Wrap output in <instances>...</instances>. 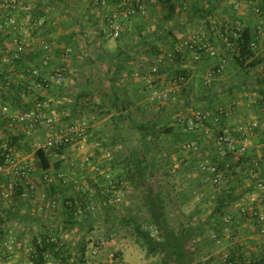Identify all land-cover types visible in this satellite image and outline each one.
<instances>
[{
    "label": "rangeland",
    "instance_id": "rangeland-1",
    "mask_svg": "<svg viewBox=\"0 0 264 264\" xmlns=\"http://www.w3.org/2000/svg\"><path fill=\"white\" fill-rule=\"evenodd\" d=\"M66 4L68 5L66 10H62V6L58 9L52 7L57 10L54 11L56 14L53 19L55 26H52V28L55 31L52 37H44L42 33H40L38 37L35 36V39L46 41L48 45H53L56 38L61 37L62 33L67 34L71 31H78L81 29L78 24L84 21L86 24L84 27V37L78 43L79 47H82L79 48V50H71L69 52V56L65 60L67 64V66H65L66 69L62 72L64 78L61 84L57 86L56 84H50L47 88L38 89L33 91L30 95L25 96L27 102L38 101L36 107L33 108L32 106L34 111L53 114L55 116L54 120L58 126L49 127L43 123L38 127L26 128L24 126L15 125L8 128V132L11 134L24 136V139L20 141L22 151H18L16 148L13 152V156L19 163L27 165L32 170L30 178L36 184V189L34 192H27V196L24 197L21 202L17 201L16 211H14V213H16L15 216L18 220L12 215L10 216L8 213H4L3 219L6 220V223L3 224L2 228L8 231L7 234L11 237L13 243L10 244L12 248L6 255L3 253L4 251L6 252V250L0 248V263L33 264L30 250L34 244V237L44 232H53L60 226V223H62L61 218L54 220L47 218V220H45V215L55 216L57 214L56 212L61 210V206L59 208L50 207L46 197H44L46 195V186L43 182L42 171L39 170V162L35 151L43 146L48 135L56 132L57 129L59 131V129L63 128V125L70 122V111L72 110L71 108L74 103L75 95L79 92H87L89 96L83 97L82 99L84 106L87 108H84L81 103L76 117L72 118V121L80 119L88 121L85 122L86 129L84 139H80L76 146L70 147L62 154L51 152L50 155L54 162H63V170L61 171L65 173L66 185L67 183L72 185L70 183H73V181L75 182V179H81L82 185L87 187L91 183L93 184L98 178L95 172L106 177V181L102 183V186L110 185L111 182H115L120 178L124 179L125 183L122 184L124 188H121L122 201L120 202L121 204L119 203L120 206H117L118 210L111 211L109 215L102 210L95 215L94 230L92 232L88 231L86 225H82L69 231H62L61 234H63L65 239L66 237L69 238H67L66 241L71 243L73 249L77 247L81 239H85L88 242V252L86 255L87 264H129V262H124V256L127 252H130V250L132 253H128L130 256L126 257L128 261L141 264L144 261V257L139 248L135 246L131 229L122 227L116 229L114 227L116 233H112L111 229L107 227L103 221L106 218L112 219L114 215H119L125 210L127 211V208H131V206L136 210L138 209L141 213V217H148L147 210L144 206L147 187L144 188L142 185L140 186L138 184L137 171L132 159L135 155L140 158L143 157V153L145 154L146 152L145 143L146 141H150V137L143 139L140 133L136 131L135 126L138 125L139 121H135V118L140 117L139 115L141 114L145 116L146 120L154 122L161 116L162 107L160 104L152 101L161 95H168L170 86L168 85V87L163 88L164 86L158 83L152 90H147L139 75L133 78L123 76L118 83L112 84L110 82V77L112 76V61L110 59L117 53V40H111L110 38L105 39L100 35L99 25L101 24L97 21L98 15L101 14L100 8H98L95 2H93V4L89 3V0H67ZM152 9L153 8L150 10V14L146 16L141 28H136L139 22L125 24L126 30L132 29L136 34L134 38L129 32L124 33V41L129 42L127 43V52L134 55V53L138 51L140 58L138 60L141 62L149 59L145 57V54L139 52L140 47H143L142 44L139 46L135 45L136 41H140L138 36L141 32L140 29H146V31L143 32V36L147 41L150 40L157 43V35L164 32V29H170V27L173 28L175 34L180 33L183 38L188 39L189 28L194 25V21L188 20L187 13L182 12L173 22L165 23L163 26L165 28L158 29L157 26L163 25L160 18L161 15H159L158 10ZM20 17L23 18L24 15ZM14 18H17V15L16 17L14 16ZM77 18L80 19V23L75 22ZM25 19L29 20L27 17H25ZM24 25H27L26 27H30L32 30L34 28V24L24 23ZM45 30L48 31V26ZM30 35L31 33L27 34L26 37ZM25 46L27 50L25 51V55L27 56L29 53V45L27 44ZM62 59L56 57V60L50 65L53 72L61 70L60 66L64 65ZM13 65L14 64L11 62L8 67L12 68ZM2 68L3 66L1 69ZM1 76L2 75H0V82H5ZM236 76H238V79H234L233 83H248V79L243 81V76H239L238 72ZM163 77L164 75H162L161 78ZM11 80L14 81L16 79L12 78ZM127 85H131L132 89L127 90ZM114 91L124 98V100L128 101L131 107L130 109H132L131 113L135 117L134 123H124L122 121L120 123L121 126L115 128L110 118L111 115L104 113L99 114L101 108H98V106L102 103L110 105L111 102L108 100L107 93H112ZM155 91H157L156 95ZM243 92L239 99H242V101L249 99L253 100V95H250V93L245 94V92L243 94ZM4 93L0 96V112L6 108V115L13 116L26 108L27 104L25 102L13 104V102L6 101ZM164 98H167V96H163V99ZM158 101L160 100L158 99ZM164 103H166V105L163 109H166L167 113L170 114L179 105L177 101H175V103H167L166 99H164ZM137 104H140L142 108H137ZM91 110H93V113L91 112L89 114L87 111ZM103 110L105 111V109ZM248 118L249 116H245V120ZM161 123L166 122L161 121ZM4 136V132L0 131V140L4 139ZM176 140L177 137L175 134L162 135L159 139H153L150 144L151 150L148 154L149 158L155 163V170L158 172L159 182L164 194L169 195V199H171V206L168 205V210L173 223L178 224L186 215L189 216V218L191 217L192 220L204 222L206 220L205 218H208L216 205L214 200L220 191H222L207 186L204 183L199 186V179L201 180L202 175L198 170V163L202 160H208L203 158L212 157V151L208 152V156L206 152L203 151L204 149L207 151L209 147L210 150H212L211 142L209 143L205 138H197L196 141H193L194 144H191L190 151L181 152L179 150L181 144ZM108 153L112 155L111 159L106 158V154ZM86 158H89L87 162H85ZM97 168L99 170H96ZM239 173L242 174L241 172ZM129 175H133L132 179L129 178ZM232 178L233 177L230 176V184ZM233 179H237L234 184V188L237 189L238 185L240 186V178L237 177ZM241 182L246 184L248 180L243 178ZM69 185L64 188L65 194L68 195L73 192L72 186ZM193 187L194 189L192 191ZM181 191H185L189 201L187 200L186 204L180 207L178 200ZM35 206H38V209L41 207V209H39L40 211L35 210ZM98 243H103V249L97 255L92 256L91 250ZM210 243L209 247H212L213 244ZM124 250L127 252L124 253ZM75 253L78 254L79 251L75 250ZM7 255L8 257H6ZM111 255H114L113 258H111ZM159 261L160 258L156 257L148 261V263L159 264ZM74 262L80 264L79 256H75L71 259V263Z\"/></svg>",
    "mask_w": 264,
    "mask_h": 264
},
{
    "label": "trees",
    "instance_id": "trees-1",
    "mask_svg": "<svg viewBox=\"0 0 264 264\" xmlns=\"http://www.w3.org/2000/svg\"><path fill=\"white\" fill-rule=\"evenodd\" d=\"M48 1L49 5L53 8H60V6H62L61 9L66 10L68 6L66 4L67 0ZM107 1L109 3L112 2L111 0ZM223 1L224 0H160L158 3L159 6L153 8L152 10H158L159 15H161L160 18L163 25L157 26L158 29L165 28L163 27L165 23L173 22L182 12L187 13L189 21H200L202 23H205V25H207L209 29L212 28L214 24L215 26H220V28H222L221 33L228 39V43L225 42V44H229L233 50L230 55L233 67L237 70L239 76H243L242 80L246 81V79H248L249 77L250 72L254 68L264 63V52L262 54H257L256 49L251 46L252 43L255 42L257 43V46H259L260 42L256 40V33L250 27H241L240 31H237L238 33H234L232 31L226 32L223 30V28L227 23L233 25L234 28L240 26L234 22H223V20L221 21V19H216L214 22L213 14L215 13L218 5ZM134 7L136 8V6ZM100 11L102 21L104 22L103 26L105 27V15L107 13L102 10ZM149 14H147V16ZM10 16L13 17L12 15L0 17L1 27L8 26L7 18H9ZM34 16L36 18L35 23H37L38 25V31L36 33L40 34L41 31L47 27L46 24L49 23V20L51 19H45L40 25V21L42 20L41 18L45 17V13H43L41 10H38V12ZM145 19L146 16H136V14L131 15V17L127 19L121 18L122 27L124 28V24L126 23L139 22L136 28H141ZM79 21V18L75 19V22ZM3 22H5V24H3ZM19 23L20 22H17V25ZM9 27L13 28V26ZM140 30L141 32L138 35L140 41H136L135 45L139 46L140 44H142L143 47H140L139 52L145 54V57H147V59L149 60L143 61V63L138 60L140 59L138 51H136L134 55H131V53L127 52L128 42L126 43L124 41V33L129 32L134 36V38L136 37V34L132 31V29H127L125 32L123 30L117 39H113L117 40L118 50L116 55L114 57H111L110 59L112 61V76L110 77V82L112 84H116L118 83V81H120V79L123 78V76L133 78L134 76L139 75L143 80L144 87L147 90H152V88H149L150 85L149 83H147L146 77H150L152 79V84L155 86L156 82L159 80L160 75L163 72L167 71L165 69L169 68V71H171L172 74L174 73V77L172 78L173 83L177 82L178 85H184L185 83H187L189 77L188 70L179 67L178 69H175L174 67H172L173 62H181V60L186 55V51L179 46L178 38L173 31V28L170 27V29H164V32L157 35V43L155 41H147V39L143 36V32H145L146 29ZM48 31L53 33L55 30L48 26ZM12 34L13 31L10 28L6 31V33L3 32L2 29H0V45L13 42L14 37L12 36ZM234 34H237V37H235ZM83 37V32L76 33L75 31L63 34L61 37H58L56 39V43L58 44V46L64 44V48L58 47L56 49V55L61 59L67 58L69 56L68 50L79 47L78 43L81 39H83ZM163 39H165L167 43H160ZM162 44L166 46V48H164ZM14 52L15 49L10 53V58L13 60L16 68L21 73H23V78H25V80L19 82L10 81V79L7 78L8 76H6L7 73L4 70L1 72V67H5L7 65L5 64L0 53V75H2L1 78H3V80L5 81L3 83L7 87L6 92L4 93V98L6 101H9L11 103L13 102V104H20L25 102L27 105L26 108L22 111H32L33 108L36 107V103L38 101H26L25 96L27 94L30 95L31 92H33L30 91L27 87L29 84L40 83L42 86L36 88V90L47 88V81L40 79L29 69L22 68V65L20 64L22 56H20L19 58H15ZM162 56H164V59L161 58ZM50 60L51 59H48V61ZM44 61L45 55L41 59V62ZM65 66H67L65 62L63 66H60L63 71H65L66 69ZM154 67H156V72L152 71ZM172 69L174 70L172 71ZM181 78H183L182 81L180 80ZM177 83L175 84V87ZM57 85L58 84H56V86ZM48 86L50 85L48 84ZM107 94L108 100L111 102V104L105 105V103H102L101 105H99L98 108H101V112H99V114L104 113L110 115L115 110L121 111L120 120H124L125 118H127V121H129L130 123H134L135 121L132 117L133 114L126 112V110L130 107L128 101L124 100V98L117 94L116 91ZM178 95L179 93L177 91L175 94L171 92L166 95L167 98L164 99H166L167 103H174L176 100V96ZM86 96H89V93L79 92L75 95L74 103L71 108L72 110L70 111L71 120L69 123H75L78 121L88 122L84 119H80L79 116L78 118L80 120L72 121V118L76 117L78 108L79 106H81V103L82 106H84L82 99ZM157 98L160 101H158ZM157 98L152 102L160 104L161 107L166 105V103H164L163 96ZM85 107L86 106H84V108ZM103 109H105V111ZM87 112L90 114L91 112L93 113V110ZM188 118L189 117L184 118V123L175 122V124H169L168 122L170 121H168L167 123H161V121L163 120L161 116H159L154 122L145 120L142 123L139 122L138 125L135 126L136 131L140 133L143 139L150 137V141H146L145 143L146 152L145 154L143 153V157L140 158L135 155V157H133L132 159V162L137 171L138 184L140 186L142 185L144 188L147 187L144 206L147 210L148 217H141V213L138 211V209L136 210L131 206V208H127V211L125 210L119 215H114L112 219L106 218L103 221V223L111 229L112 233H116L115 228L118 229L119 227L131 229L134 242L145 252L146 258L150 259L159 257L160 264H212V259L204 258V256L202 255V246L204 245L203 237L212 235L209 237L210 240L206 242L208 244L210 242H220V240L223 238L221 236V231L224 229V219L226 220V217H232L233 219L235 213L232 212L231 206L239 198L235 194L236 188H234V186L226 190H222L214 200L216 205L214 206L207 220H205L204 222L200 220L195 221L192 220L191 217L189 218V216L186 215L185 218L178 224L173 223L172 219L170 218V212L168 210V205L171 204V199H169V195L164 194L159 182L158 172L155 170V163L149 158L148 154L151 150L150 144L152 143L153 139H159L162 135L167 134L176 135V133V141L181 144L179 146V150L181 152H185L182 149V146L184 144L192 143L194 141V138L196 137V135H194L195 133L187 132L188 129L186 127L188 125L186 121L188 120ZM220 124L221 129L227 126L225 121H222ZM9 127L10 125L8 116L0 113V131H3L5 135L4 139L0 140V152L5 154H13L16 148L18 151H22V148L20 147V141L24 139L23 135H13L8 132ZM220 130H218L217 132H219ZM69 148L70 146H65L58 150H47L44 147H40L35 151L36 157L39 162V170L42 171L43 174L42 176H44V173L47 171L51 172L54 176L51 183L44 182L46 186L45 194L50 207L53 208V201H55L56 203L54 208H59L61 206V210L59 211V213L61 215L62 223H60V226L53 232H44L34 237V244L30 250L33 264H71V259H73L75 256H79L80 264H87L86 255L88 252V242L85 239H81L77 244V249H73L71 243L60 239L61 230L64 232L69 231L75 227L86 225L88 231L92 232L94 230L93 225L95 223V215L100 213V210L109 215L111 211L118 210L117 206H120L119 204H115L116 202L111 203V201H109L111 198H115V196L113 195L112 197L113 193L110 189V185L102 186V183L106 181V177L97 172L95 173L97 174L98 178L94 181L93 184L91 183L87 187L82 185L81 179H75V182L73 181V183H70L72 185H69L68 183L66 185L65 173L61 171L63 170V162H54L50 153L56 152L62 154ZM247 153L246 156L242 157V163L244 160H246V158L248 159V161L252 159L251 155ZM212 162L217 163L220 169H223L226 165V162L222 159L219 160L218 157H216V159L214 158ZM0 164H2V161H0ZM233 165L236 166V164H231V166ZM59 174H62V177H58ZM201 175L202 178L201 180L199 179V186L200 184L203 185L204 180V174L201 173ZM132 176L129 175V178L132 179ZM124 183V179L120 178L119 180L115 181L114 184L118 189H123L124 185L122 186V184ZM68 185L72 186L73 190L72 194L70 193L69 195L65 194L64 191V188ZM193 189L194 187L192 188V191ZM24 190V187L21 185L17 189V192H15L13 200L7 203V205L0 211V242L11 240V237H9L7 234L8 231H5L2 228L3 224L6 223V220L3 219V212L6 211V208L8 206H10V210L7 213L10 216L12 215L13 217H15L16 213H13L12 207L15 203H17V201L21 202V200L24 199V197H22L25 192ZM179 196L180 197L178 203L181 207L182 205L186 204L188 195L185 193V191H181L179 193ZM92 203L96 207L95 210L89 209V206ZM2 250L6 249L2 248ZM75 250H78L79 253L76 254ZM3 253H5L6 255L9 253V251L6 250V252L4 251ZM6 257H8V255ZM73 264L77 263L74 262ZM226 264L241 263L240 261H238L236 256L232 255L231 257H229Z\"/></svg>",
    "mask_w": 264,
    "mask_h": 264
},
{
    "label": "crops",
    "instance_id": "crops-1",
    "mask_svg": "<svg viewBox=\"0 0 264 264\" xmlns=\"http://www.w3.org/2000/svg\"><path fill=\"white\" fill-rule=\"evenodd\" d=\"M111 1L112 2L110 4L112 5L118 3V0ZM240 1L242 3V8L240 10H235L230 4L229 0H224L223 2H221L216 8L215 13L213 14L214 22L216 19H221V21L223 20V22H234L237 23L240 28L250 27L256 33V35L264 34V0ZM89 3L93 4V1L89 0ZM257 7L262 8L261 16L256 15L254 12L255 8ZM55 9H53L49 5L48 0L0 1V17H5L6 15H12L13 17H16L17 15L16 19L18 22H20L16 27L11 28L9 26H0V29H2L3 32L6 33V31L10 28L13 31V40L15 41V39L17 38L21 39V41L24 43L25 48L21 55L22 60L20 64L22 65V68H27L31 72L37 71V76L40 79L47 81L46 87H48V84L55 85L54 81L52 80V75L58 70L53 72L50 68V65L56 60V57H58L56 55V49L58 47L64 48V44L58 46L55 41L53 45H48L46 41H40L39 39H35V36L38 37L40 34L36 33L38 31V25L37 23H35L36 18L34 15L38 12V10H41L43 13H45V17L41 19L43 21L45 19H51L49 20V23H47V26L52 28V26H55V23L53 21V19L55 18L54 16H56L54 11H57ZM21 15H24V17H20ZM229 15L231 18L229 17ZM25 17L29 18V20L25 19ZM97 21L99 24H101L99 25L100 35L105 39H108V37H106L104 33L105 28H103L104 22L102 21L101 15H98ZM24 23L34 24L33 30L30 29V27H26L27 25L25 26ZM3 24H5V22H3ZM78 26H80L81 29L75 32L78 33L79 31H81L84 33V27L86 26L85 22L82 21V23L78 24ZM123 29L125 32V24ZM221 29L222 28H220V26H215V24L212 28L209 29V27L205 25V23H202L200 21H194L193 27L189 28L190 31L188 39L183 38L182 34L176 33L179 46L180 48L182 47L186 51V55L181 60V62H173L172 67H174L175 69H178L179 67L188 70L189 77L187 83H185L184 85H178L177 82H172L174 73L172 74L171 71H169V68L165 69L167 71L163 72L160 75L158 80L159 82L157 81L156 85L160 83L162 86H164L163 88H166L169 85V89H175L179 93V95L176 96L175 100L178 101L179 105L176 109L173 110V112L171 113L172 115L170 113H167V110L163 109L165 106H162V115H160L164 122L167 123L168 121H170L168 122L169 124H175V122L184 123L183 119L190 117L193 112L201 111L208 113L209 118L204 129L187 130V132L195 133V141L197 138H205L209 143L211 142L212 150H210V147L207 149V151L206 149L203 150L204 152H206V155L208 154V152H213L212 157L203 158L208 159L210 162H212V160L214 158L216 159V157L218 156L217 150L214 147V141L215 135H217L218 133L217 131L221 129L220 123L222 121H225L227 125L226 127L246 125L250 122H257L259 124V127L249 138L250 144L249 150L247 152L251 155L252 159L248 161V159L246 158L243 163L236 164V166L233 165L231 167L233 170L226 173V183L224 184L222 189H219L226 190L231 186H234L235 182L237 181L236 178H240V186L238 185V188L235 191V194L239 198L231 206L232 212L235 213L233 219L232 217H226V219H229V221H226L224 219V229L221 231V236L223 238L220 240V242L212 243V247H209V244H205L207 242L206 240H210L209 237L212 235L203 237L204 245L202 246V255L204 256V258L212 259V264H226L229 257H231L232 255L236 256L241 264H264V201L262 200L261 191L257 188V183L259 181L264 182V107L261 101V96L264 93V63L254 68L250 72L248 77V83H233L234 79H238V76H236V69L233 67L232 59L230 56L233 50L229 44H225L221 35ZM29 33H31V35L29 37H26V35ZM41 33L44 37H52L54 32L50 33L49 31L43 29ZM63 34L64 33H62V35ZM194 37L198 38L197 43L194 45L193 49L187 48V45L185 46L184 44L192 43V39ZM14 41L11 43L0 45V53L2 55L3 60L6 59V61L4 62L7 65L5 67L3 66L1 72L4 70L7 73V78H10V80L12 78L16 79L14 81L19 82L24 81L25 78H23V73H21L16 68V65L10 58V53L13 52V50L15 49ZM259 42L260 45L257 47L256 53L262 54L264 52V41ZM160 43H167V41L163 39ZM27 44L29 45V53L26 56L25 51L27 50L25 45ZM45 45L49 47L51 60H45L44 62H41V59L45 55L43 50V47ZM162 46L166 48V46H164L163 44ZM81 47L82 46L72 48L68 50V53L71 50H79V48ZM212 51L216 52L215 56H211ZM161 58L164 59V56H162ZM223 58H226L225 69L223 73L215 77L209 85H206L205 76L207 75V72L211 69H214L215 66L218 65L221 62V59ZM65 60L66 58L62 59V62L64 63ZM11 62L14 65L12 66V68H9L8 66ZM173 70L174 69H172V71ZM162 75H164L163 78H161ZM176 83L177 85L175 87ZM126 89L130 90L132 89V86L127 85ZM242 90L245 92V94L250 93V95H253V100L249 99L242 101V99H239L243 92ZM2 94L3 93H1L0 96ZM184 103L185 105H183ZM139 107L142 108L140 104H137V108ZM130 108L131 107L126 110L127 113L132 112V109ZM221 109L225 111L224 116L220 115L219 113ZM115 112L118 111L115 110L110 114L111 121L114 123L115 128L120 127V123L122 121L124 123L129 122L125 117L124 120H120L121 111H119L118 113ZM42 114L48 117H54L55 119V116L53 114H46L44 112ZM4 115H6V112ZM139 116L140 117L137 118H135L134 116L132 117L135 118V121H139L140 123L146 120L145 116L141 114ZM245 116H249V118L245 120ZM175 136L177 137V133ZM188 144L191 145L194 144V142ZM239 172H241L242 174H240ZM230 176L236 179L234 180L232 178L231 184L229 183ZM243 178L248 180L246 184L241 182ZM44 197H46V195ZM16 204L17 203H15L12 207L13 213L14 211H16ZM39 209H41V207ZM39 209L38 206H35V210L38 211ZM9 210L10 206L6 208V211L3 212V215L4 213L6 214L7 212H9ZM56 213L57 214L53 217L51 215H45V220H47V218H49L50 220L58 218L60 219V213L58 211ZM260 217H262V219H260ZM14 218L17 219L16 216ZM205 219L207 220V218ZM67 238L68 237H66L65 239V237H63V234L60 235V239H62L63 241H66ZM135 246L139 248L140 252H142L144 257V261L141 264H150L148 263V261L153 260V258L147 259L145 256V252L136 243ZM123 252L126 253L127 251L125 252L124 250ZM130 252L132 253L131 250ZM130 252H127L125 254L124 262H129V264H136L132 263L131 261H128V259L126 258L127 256H130L128 255V253Z\"/></svg>",
    "mask_w": 264,
    "mask_h": 264
},
{
    "label": "built area",
    "instance_id": "built-area-1",
    "mask_svg": "<svg viewBox=\"0 0 264 264\" xmlns=\"http://www.w3.org/2000/svg\"><path fill=\"white\" fill-rule=\"evenodd\" d=\"M1 1V0H0ZM93 2L97 3L100 10L105 11L107 13L105 15V29L104 33L106 36L117 39L122 31L124 30L121 23V18H129L131 15L136 14V16L144 15L147 16L149 14L151 8L158 7V3L160 0H120L118 3L110 4L107 0H92ZM230 4L233 6L235 10H240L242 8V3L240 0H229ZM136 6V8L134 6ZM255 14L258 16H261L262 14V8L257 7L254 10ZM17 19L14 17L7 18V25L8 26H17ZM43 21H40V25ZM224 31H232L236 33L237 31H240V27H233V25L227 23L224 25L223 28ZM28 31V30H26ZM238 33V32H237ZM224 42L228 43V39L225 35L221 34ZM235 37H237V34H234ZM257 41H264V34H258L256 35ZM198 38L194 37L192 39V43L184 44L187 45V48L193 49L194 45L197 43ZM15 58H19L24 51V43L21 41V39L17 38L15 39ZM254 49H257V43H252L251 45ZM44 53H45V60L50 59V51L49 47L45 45L43 47ZM216 52L212 51L211 56H215ZM225 59H221V62L215 66L214 69H211L207 72V75L205 76V84L209 85L211 81L221 75L225 69ZM6 61V59L4 60ZM153 72H156V67L152 69ZM63 69L58 70L52 75V80L55 84H61L63 81ZM33 74L37 76V71H33ZM147 83H149L151 88H154V85L152 84V79L150 77H146ZM181 81L183 78L180 79ZM8 85V84H7ZM42 86L40 83L38 84H29L28 89L30 91L36 90V88H39ZM6 85L3 82H0V94L4 93L6 91ZM176 93L175 89H170L169 93ZM157 94V91H155V95ZM161 96H166L161 95ZM159 96V98L161 97ZM262 105L264 107V93L261 96ZM264 110V108H263ZM6 108L2 110L1 113L5 114ZM220 115L224 116L225 111L220 110ZM219 115V116H220ZM209 115L208 113L196 111L193 112V114L188 118L186 121L187 123V129L188 130H202L205 128L206 123L208 121ZM9 119V125L10 127L15 125L24 126L26 128L28 127H38L39 125H42L43 123L49 127L58 126L56 121L53 117H48L43 115L42 113H38L36 111H21L13 116H8ZM183 122L185 120L183 119ZM86 123L83 121L78 122H71L66 125H63L62 129L56 130V132L52 133L51 135H48V137L45 139L44 144L42 147L46 148L47 150H58L65 146H76L80 139H84L85 135V128ZM259 127V124L257 122H250L246 125H239V126H228L225 128H222L217 135H215V141H214V147L217 150V157L219 160H224L226 162V165L223 169H220L217 163L210 162L208 160H202L198 163V170L200 173L204 174V180L203 183L207 186H210L214 189H222L224 184L226 183L227 176L226 173L229 171H232L231 164H239L242 163V157H244L248 151L249 144H250V136L254 133V131ZM182 149L184 151H188L191 149L190 144H184L182 146ZM107 157L111 159V154H106ZM89 158L85 159V162H87ZM0 161H2V164H0V211L7 205V203L11 202L13 200V196L15 192H17V189L22 185L24 187V194L22 197L27 196V192H34L36 189V184L33 180L30 178L31 169L22 163H19L16 158L13 156V154H5L0 152ZM96 170H99L98 168ZM58 177H62V174H59ZM54 176L51 172L47 171L44 173L43 176V182L51 183L53 181ZM115 182L110 183V189L112 190V197L113 195L115 198H111L109 201L111 203L116 202L115 204H119L122 201V189L117 188L114 184ZM257 188L262 193V200L264 201V182L259 181L257 183ZM56 203L55 201L52 202V206L55 207ZM90 210H95L96 207L92 203L89 206ZM262 219V217H260ZM229 221V219H226V221ZM215 237V236H214ZM11 243L10 241L0 242V248H5L6 250L10 251ZM103 249V243H98L96 246H94L91 250L92 256L97 255L101 250ZM114 255H111V258H113ZM4 264V263H0ZM251 264H258V263H251Z\"/></svg>",
    "mask_w": 264,
    "mask_h": 264
}]
</instances>
